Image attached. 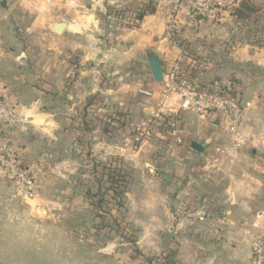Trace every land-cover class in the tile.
<instances>
[{"label":"crops","instance_id":"0c3cea01","mask_svg":"<svg viewBox=\"0 0 264 264\" xmlns=\"http://www.w3.org/2000/svg\"><path fill=\"white\" fill-rule=\"evenodd\" d=\"M150 6L154 12L135 19ZM186 10L151 0H0V96L20 112L15 127L0 125L11 151L27 168L43 155L56 163L59 154L70 166L77 147L70 129L93 124L95 155H120L131 171L126 216L141 252L113 233L92 253L72 245L69 229L39 227V217L53 215L39 214L38 202L20 199L16 183L0 179V264H147L148 256L169 253L179 264H253V240L264 235V38L247 42L232 11L190 19ZM57 23L66 24L60 34ZM148 49L166 73L183 54L199 82L238 83L240 146L216 112L182 111V144L149 132L162 82L151 73ZM178 103L172 95L167 106ZM106 113L117 128L108 135ZM23 218L34 227L25 240ZM23 252L33 254L23 261Z\"/></svg>","mask_w":264,"mask_h":264},{"label":"rangeland","instance_id":"374dc122","mask_svg":"<svg viewBox=\"0 0 264 264\" xmlns=\"http://www.w3.org/2000/svg\"><path fill=\"white\" fill-rule=\"evenodd\" d=\"M251 1L256 5L257 11L254 12L250 18L240 21L238 26L243 30L244 39L247 36V38L252 41H259L264 38V6L257 4L253 0ZM107 115L106 113L102 117L101 126L103 132L108 135L117 128L112 124V121L109 120ZM125 115L126 114L123 113L121 116ZM151 118L150 133H160L162 127L168 130L167 125L160 126L159 120L152 123V121L155 120L154 114ZM118 125H120V123ZM74 126V129H70V131L73 132V134H71L75 138V142L80 136L81 143L76 142L75 144L77 147L74 155L69 158V161L72 163L70 166L66 163L62 164L60 154L57 156L60 159L56 161V163L49 162L47 156L43 155L40 157V160L35 162L36 166L33 168L31 165L29 166V168H32V174L39 192V196L33 199L35 201L33 203L38 202V204L37 206L36 204L33 205L37 207L39 214L40 212H47L49 215H53L50 216L47 221L40 220L41 218L39 217V227L42 225L47 229H69L71 231L68 232L71 238L70 243L74 246L78 243H84L86 246L85 248L91 251V249L95 247L94 245L105 243L109 233H113L112 235L115 234L116 239L122 240L123 238L120 236L122 231L124 232L123 234L131 238L133 235L135 236V231L132 229L126 216V195L128 192H126V195L121 193L125 188L118 187L117 189H110V183L106 181H102V184L97 182V179L101 178L102 172V166H97V163L103 161V159L95 155L91 145V143H93L92 136H89V134H91L94 125L85 122L84 124H80L79 127L77 124ZM80 127L82 130L79 129ZM144 130L146 129H140L139 131ZM164 134L167 135V133ZM44 138H46L44 141L46 142L47 137L44 136ZM46 147L47 145L42 149H46ZM33 151H35V149H33ZM45 151L47 150H43V152ZM77 154L80 157V161H78ZM112 157L118 158L116 164L121 165L127 174V178L131 179V171H129L128 166L125 165V160L122 156L107 155L104 161L106 160L105 162H107ZM0 179L8 180L1 174ZM15 194L22 200L31 199L19 194L17 183L15 184ZM49 197L53 198L50 200ZM101 199L102 202H100ZM99 203L102 205L100 206ZM31 207L33 206L31 205ZM23 227H25L23 228V240H25L24 237L26 236V238H28L29 231L34 230L33 222L23 218ZM31 254L33 253L23 252V261L27 260ZM38 254L45 255L44 252H39ZM65 254L64 252L63 255ZM69 256L72 257L71 255ZM150 256L157 257L162 255ZM73 262L76 263L77 260H71L69 258V263L72 264Z\"/></svg>","mask_w":264,"mask_h":264},{"label":"built area","instance_id":"2783aa9c","mask_svg":"<svg viewBox=\"0 0 264 264\" xmlns=\"http://www.w3.org/2000/svg\"><path fill=\"white\" fill-rule=\"evenodd\" d=\"M160 9L184 6L190 19L197 16H207L219 10L233 11L239 6L240 0H151ZM184 56L179 54L172 63L170 70L162 81V98L154 119L159 120L160 126L167 125V135L175 143H184L180 114L182 111L192 110L201 115L216 112L224 115L227 120L228 132L240 146V128L243 122V103L237 87L231 82L209 85L199 82L190 76L184 65ZM139 92L152 96L153 91L147 87H140ZM172 95L179 96L177 110L167 106ZM168 117L163 123L161 119ZM20 122V112L16 105L0 96V125L15 127ZM223 149L217 148L218 155ZM218 156L212 159V166H216ZM0 174L17 183L19 194L26 198L35 199L39 196L32 171L23 166L19 157L10 149L7 139L0 130ZM253 264H264V235L257 236L253 241Z\"/></svg>","mask_w":264,"mask_h":264},{"label":"trees","instance_id":"16d2710c","mask_svg":"<svg viewBox=\"0 0 264 264\" xmlns=\"http://www.w3.org/2000/svg\"><path fill=\"white\" fill-rule=\"evenodd\" d=\"M154 11H155V7L150 6L147 11L137 12L136 14H134L135 15L134 17L136 20H141V19H143V17L146 15L147 12L152 13ZM256 11H257L256 5L251 0H240L239 6L236 7L232 12H233V15L235 16V20L237 22H240L242 20L250 18L252 16V14ZM197 17L200 18V17H204V16H197ZM131 25L132 26H138L136 23L131 24ZM245 40L247 42H250V43L259 42V41H252L251 39H248L247 36H246ZM187 73L193 77L192 73L189 70H187ZM216 83H217V81L208 82L209 85H214ZM231 84L233 86L237 87V89L239 90L238 93L241 95L242 90L239 88L238 83L231 81ZM161 121L163 123H165V122L167 123L169 121V118L163 117L161 119ZM153 122H155V120H153L152 123ZM87 129H89V128H87ZM161 130H162L161 132L163 134L167 132V130L164 129V127H162ZM163 131H165V132H163ZM76 142L81 143L80 136L78 137V139H76ZM116 160H118L117 157H112L107 162H105L106 160L105 161L103 160V161H100L97 163V166L98 165L102 166L101 178L97 179V182L101 183V184H102V181H106V182L110 183V189H115V188L117 189L118 187H123V188H125V190L123 189V191H121V193L126 195V192H128V189H129L128 185L130 184L131 179L127 178V174H126L125 170L123 169V167L121 165L116 164ZM100 202H102V199L100 200ZM123 204H124V202H123ZM99 205L101 206L102 204L99 203ZM121 233L122 234H120V236H122V238L124 240L131 242L133 244V246L135 247L136 252L138 254H141L140 250H138V247L136 246L135 236L133 235V237L131 238V237L123 234L124 233L123 231ZM173 256H174V253H169V254H165V255L157 256V257L148 256L146 260H147V264H179L173 258Z\"/></svg>","mask_w":264,"mask_h":264},{"label":"water","instance_id":"95a60500","mask_svg":"<svg viewBox=\"0 0 264 264\" xmlns=\"http://www.w3.org/2000/svg\"><path fill=\"white\" fill-rule=\"evenodd\" d=\"M65 25H66L65 23H57L54 25L53 30L56 33L60 34L63 31V29L65 28ZM147 59L149 62L151 73H152L155 81L162 82L163 77L166 74V63H165V61L153 49L147 50ZM192 147L198 151L204 150V146L197 141L192 142Z\"/></svg>","mask_w":264,"mask_h":264}]
</instances>
